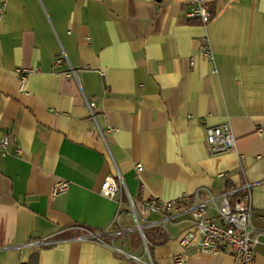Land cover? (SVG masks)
<instances>
[{"label":"crops","instance_id":"crops-1","mask_svg":"<svg viewBox=\"0 0 264 264\" xmlns=\"http://www.w3.org/2000/svg\"><path fill=\"white\" fill-rule=\"evenodd\" d=\"M189 1L0 0V264H136L76 236L124 229L132 234L113 244L142 255L127 194L138 205L244 181L254 259L264 264V0H210L205 26L186 15ZM204 36L212 59L200 51ZM23 68L32 71L20 89ZM84 97L96 102L99 126L114 128L106 142ZM221 122L235 148L212 154L204 126ZM109 175L121 183L115 199L99 192ZM57 179L68 189L52 196ZM139 222L164 233L145 237L154 264L182 254L183 264H236L228 251L179 245L193 225L181 206ZM40 238L55 243L26 245Z\"/></svg>","mask_w":264,"mask_h":264},{"label":"built area","instance_id":"built-area-1","mask_svg":"<svg viewBox=\"0 0 264 264\" xmlns=\"http://www.w3.org/2000/svg\"><path fill=\"white\" fill-rule=\"evenodd\" d=\"M210 0H190L186 15L197 19L204 26L211 20L212 14L208 8ZM2 8L0 9V13ZM200 51L206 58L212 59V51L204 36L201 38ZM192 63V61H191ZM31 68L18 70L20 78V89ZM69 75H75V71L70 68ZM89 119L94 124L96 134L106 142V136L114 131V128L107 126L102 128L96 120V102L84 97ZM261 136L264 133L261 128L257 129ZM205 141L210 153L219 154L235 148V136L228 122H221L215 125L204 126ZM7 143V136L0 141L1 147ZM115 166V164H114ZM136 170L142 169L141 164H135ZM115 176L119 181L121 174L115 166ZM219 173L218 177H223ZM68 189V181L57 179L51 190V195L55 196L64 193ZM100 194L108 199H115L121 192V183L118 184L113 176H106L100 185ZM129 212L136 225H141L139 216L147 213H160L163 219L170 218L171 210L176 206L183 207L189 212L192 219V228L186 230L179 238L178 243L184 249L195 247L198 251L209 254L220 252H230L236 264H256L254 259V245L256 238L254 228L250 222V212L252 210V191L249 182H242L238 186L225 189L218 193H213L208 188L199 187L190 196H179L170 200H160L159 198H149L138 205L127 194ZM156 224V222H153ZM124 229H103L98 231L86 230L79 236L78 240L95 242L112 249L115 253L123 255L136 264H154L151 252L146 243L145 234L139 230L140 238L143 241V254L136 255L124 251L113 244L112 239L121 235ZM109 238V239H108ZM54 240L47 238L33 239L26 243L28 246H49L54 244ZM186 255L176 256L174 264H183Z\"/></svg>","mask_w":264,"mask_h":264},{"label":"trees","instance_id":"trees-1","mask_svg":"<svg viewBox=\"0 0 264 264\" xmlns=\"http://www.w3.org/2000/svg\"><path fill=\"white\" fill-rule=\"evenodd\" d=\"M143 232L145 234L146 239L149 241L153 240V242L154 241L160 242L162 239H164V233L160 229H157V228L147 229V228H145V229H143ZM130 234H132V233L121 234L120 237L130 236ZM152 234H153V239L151 237ZM131 242H132V244H139V243H135L136 241L134 239H131ZM147 245H148V248L151 252V246H149V244H147Z\"/></svg>","mask_w":264,"mask_h":264},{"label":"water","instance_id":"water-1","mask_svg":"<svg viewBox=\"0 0 264 264\" xmlns=\"http://www.w3.org/2000/svg\"><path fill=\"white\" fill-rule=\"evenodd\" d=\"M134 229H136V230H138V231H139V230H142V226L139 225V224H138V225H135Z\"/></svg>","mask_w":264,"mask_h":264}]
</instances>
